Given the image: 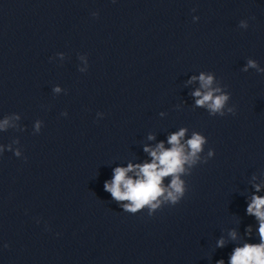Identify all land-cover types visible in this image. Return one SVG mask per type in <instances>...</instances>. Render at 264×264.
<instances>
[{
	"label": "clouds",
	"instance_id": "1",
	"mask_svg": "<svg viewBox=\"0 0 264 264\" xmlns=\"http://www.w3.org/2000/svg\"><path fill=\"white\" fill-rule=\"evenodd\" d=\"M97 15V13H93ZM241 27L247 25L241 21ZM248 67H257L256 62L249 60ZM247 70V69H245ZM259 70V69H258ZM196 79V77H193ZM201 86L207 89L203 94L200 90L193 93L198 106H205L210 109L212 114L219 113L222 117L225 115L224 108L229 99L227 94L221 93L219 88H212L213 76L201 74L199 76ZM59 91V88L55 89ZM229 113H234L232 108L228 109ZM18 118V117H17ZM9 125V119L6 117L0 121V129H5ZM39 130V122L36 125ZM185 129L173 133L168 138L170 148L166 149L163 142L159 143L155 149L145 148L152 157L151 163H144L142 165H131L128 167H117L114 169L113 178L111 182H105V191L111 194V197L117 202L128 201L123 204L124 211L135 214L145 206L149 208V216L158 209L163 201L171 202L173 205L177 204L185 195V184L181 180L180 175L185 172V164L189 166L194 165L199 159V153L202 151V145L205 143V138L194 133L190 139L187 140L186 145L181 143L185 135ZM153 139V137H149ZM186 148L188 151H186ZM17 157L20 156L19 151L15 153ZM212 152H209V156ZM136 172V179L127 175L129 172ZM165 177H172L168 187L163 185ZM259 191V185L256 186ZM247 213L254 215L259 221V235L261 242L259 244H244L242 247L234 249L230 256L229 264H264V197L254 195L251 202L248 204ZM235 238V232L231 233ZM218 247L224 246V241H218ZM217 264H224L223 260Z\"/></svg>",
	"mask_w": 264,
	"mask_h": 264
}]
</instances>
